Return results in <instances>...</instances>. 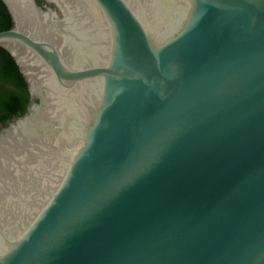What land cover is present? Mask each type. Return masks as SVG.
Segmentation results:
<instances>
[{"label":"water","instance_id":"1","mask_svg":"<svg viewBox=\"0 0 264 264\" xmlns=\"http://www.w3.org/2000/svg\"><path fill=\"white\" fill-rule=\"evenodd\" d=\"M2 1L31 105L0 134L34 113L61 140L0 264H264V0H89L78 62L37 26L61 0Z\"/></svg>","mask_w":264,"mask_h":264},{"label":"bare ground","instance_id":"2","mask_svg":"<svg viewBox=\"0 0 264 264\" xmlns=\"http://www.w3.org/2000/svg\"><path fill=\"white\" fill-rule=\"evenodd\" d=\"M61 1L66 20H41L37 26L49 30V35L59 42L68 59L86 60L94 54L91 47L94 42L98 43L95 40L103 39L99 36L101 33H97L101 17L89 0L81 4L74 0ZM89 28H93L95 36ZM104 45L101 41V50ZM39 125L40 120L33 113L0 134V218L30 215L31 207L41 198L35 189L49 187L57 176L61 138L40 131Z\"/></svg>","mask_w":264,"mask_h":264},{"label":"trees","instance_id":"3","mask_svg":"<svg viewBox=\"0 0 264 264\" xmlns=\"http://www.w3.org/2000/svg\"><path fill=\"white\" fill-rule=\"evenodd\" d=\"M12 25L10 14L0 0V31ZM28 97L27 83L13 57L0 46V120L9 118L18 110L23 113Z\"/></svg>","mask_w":264,"mask_h":264},{"label":"flooded vegetation","instance_id":"4","mask_svg":"<svg viewBox=\"0 0 264 264\" xmlns=\"http://www.w3.org/2000/svg\"><path fill=\"white\" fill-rule=\"evenodd\" d=\"M40 2H41V0H40ZM15 63H16V62H15ZM16 65H17V64H16ZM17 67H18V66H17ZM20 73H21V72H20ZM21 74H22V73H21ZM22 76H23V75H22ZM27 89H28V88H27ZM30 105H31V96H30V93H29V91H28V97H27V100H26V102H25V104H24V111H23V113L27 111V109L30 107ZM23 113H21V112L18 110L15 114H12L9 118L4 119L3 121L0 120V127L6 125L10 120H12L13 118H15V117H17V116H19V115H21V114H23Z\"/></svg>","mask_w":264,"mask_h":264}]
</instances>
